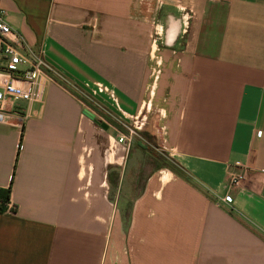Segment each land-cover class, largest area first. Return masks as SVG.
Here are the masks:
<instances>
[{
  "label": "crops",
  "instance_id": "obj_1",
  "mask_svg": "<svg viewBox=\"0 0 264 264\" xmlns=\"http://www.w3.org/2000/svg\"><path fill=\"white\" fill-rule=\"evenodd\" d=\"M0 9L54 68L0 122V264H264V0Z\"/></svg>",
  "mask_w": 264,
  "mask_h": 264
},
{
  "label": "built area",
  "instance_id": "obj_2",
  "mask_svg": "<svg viewBox=\"0 0 264 264\" xmlns=\"http://www.w3.org/2000/svg\"><path fill=\"white\" fill-rule=\"evenodd\" d=\"M54 73V68L45 59L42 49H35L6 19V11L0 9V122L10 121L17 114L16 105L30 103L37 99L40 80L43 75ZM93 95H108L118 105L115 90L98 82L92 89ZM21 116H26L22 114ZM146 114L132 116L133 124L122 123L125 131L116 136V141L130 148L141 130ZM245 177V169L232 173L229 185L239 186ZM7 209H14L11 202Z\"/></svg>",
  "mask_w": 264,
  "mask_h": 264
},
{
  "label": "rangeland",
  "instance_id": "obj_3",
  "mask_svg": "<svg viewBox=\"0 0 264 264\" xmlns=\"http://www.w3.org/2000/svg\"><path fill=\"white\" fill-rule=\"evenodd\" d=\"M163 43L160 42V40L157 39V41L155 42V44L153 45V49H162L164 48V46H162ZM99 115H102L101 112H98ZM155 115V114H153ZM106 119V118H105ZM117 125H120V123L118 121L115 122ZM122 127V125L120 126V128ZM137 138V143H143V145L147 146L153 153H155L154 151L157 152V150H155V148L153 147L154 145L157 146V142L153 140V138L149 137L148 135H144V138L142 137H136ZM140 148H137V151L135 152L136 154H132L131 155V159H130V162L132 161V163L135 161L136 159V155H141L140 153ZM131 163V164H132Z\"/></svg>",
  "mask_w": 264,
  "mask_h": 264
},
{
  "label": "trees",
  "instance_id": "obj_4",
  "mask_svg": "<svg viewBox=\"0 0 264 264\" xmlns=\"http://www.w3.org/2000/svg\"><path fill=\"white\" fill-rule=\"evenodd\" d=\"M9 197H10V187L6 191L0 189V211L7 210L8 203L10 202Z\"/></svg>",
  "mask_w": 264,
  "mask_h": 264
},
{
  "label": "water",
  "instance_id": "obj_5",
  "mask_svg": "<svg viewBox=\"0 0 264 264\" xmlns=\"http://www.w3.org/2000/svg\"><path fill=\"white\" fill-rule=\"evenodd\" d=\"M84 113L86 114V115H88L90 118H92V119H94V120H97L96 119V116H95V113H93L92 111H90L89 109H85V111H84ZM98 121V120H97ZM100 122V121H99Z\"/></svg>",
  "mask_w": 264,
  "mask_h": 264
}]
</instances>
